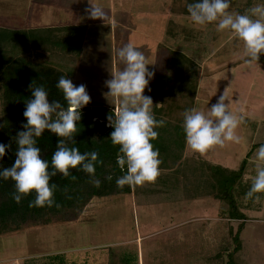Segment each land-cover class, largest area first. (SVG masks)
Segmentation results:
<instances>
[{
    "label": "rangeland",
    "instance_id": "obj_1",
    "mask_svg": "<svg viewBox=\"0 0 264 264\" xmlns=\"http://www.w3.org/2000/svg\"><path fill=\"white\" fill-rule=\"evenodd\" d=\"M92 2L105 10V19L88 17L85 12L91 7L88 0H0V27L88 26L74 81L77 86H86L92 102L107 106H113L116 99L105 96L109 91L105 82L123 68L117 50L132 43L144 52L147 67L154 73L143 93L152 98V111L157 110L156 101L163 103L157 91L152 95L154 82L164 70L168 45L175 41L170 38L166 40L169 44L162 41L169 19L177 22L181 32L183 27L191 29L194 36L204 32L205 46L211 37L214 41L210 44L211 54L202 62L203 71L205 74L208 71L209 76L200 81L198 110L207 111L225 92L230 109L237 112L243 108L244 120L249 118L250 124H241L236 130L240 143L226 142L223 147H213L202 155L216 163L230 162L235 168L248 152L253 160L259 147L256 143L264 142V65L245 62L234 66L245 60L242 42L228 31L218 32L214 24L195 25L190 16L179 13L182 2L173 6L172 0ZM261 3L264 0H232L229 10L246 14ZM1 103L0 99V113ZM118 104L119 101L114 110ZM157 112L167 115L166 109ZM254 121L261 127L256 134L252 130ZM167 132L172 135L175 128ZM223 157L227 159L222 162ZM170 163V168H174L175 163ZM163 170L148 189L159 191L160 188L157 194L96 198L77 217L65 216L47 226L29 222L20 231L1 235L0 264H61L63 260L57 255L70 264H228V255L235 247L234 235L241 223L245 224L240 234L241 264H264V200L253 204L239 200L247 219L232 220L227 201L211 197L194 200L205 196L202 191L206 186L195 172L192 177L187 169L186 181L177 187L170 177L162 176L166 174V169ZM161 178H169L167 184Z\"/></svg>",
    "mask_w": 264,
    "mask_h": 264
},
{
    "label": "trees",
    "instance_id": "obj_2",
    "mask_svg": "<svg viewBox=\"0 0 264 264\" xmlns=\"http://www.w3.org/2000/svg\"><path fill=\"white\" fill-rule=\"evenodd\" d=\"M177 2H182L179 4L181 5L179 13L189 16L187 4L194 0H172V6L178 4ZM180 28L177 22L169 21L167 34L171 40H176V47L171 49L161 85L163 91L161 110L166 109L168 121L165 122L174 124L177 120L174 124L177 126L174 133L178 138H175L177 141L173 146L179 148L180 152L173 159H167L162 155L159 169H171L170 161L173 162L172 164L175 163V166L179 162L177 173L185 176L190 161L186 160L187 163L185 160L182 161V153L186 146L182 128L183 113L185 109L195 106L201 63L211 54L210 44H213L214 39L211 37L210 43L205 46L202 40L204 32L199 31L198 36H194L193 33L191 34V29L183 27L181 32ZM86 31V26L72 25L34 29L0 27V99L2 101L0 143L10 145V148H6L3 161H0V167H10L15 160L16 137L18 132L25 130L22 128V124L26 123L23 112L27 101L32 98L29 87L31 84L43 85L49 93L50 102L58 100L62 104L65 103L63 94L55 85L61 75L72 81L82 54ZM186 48L188 52H185ZM258 62L264 64V55H261ZM113 113L112 109L89 103L81 110V120L73 137L75 141L66 139L69 147H76L81 153L93 150L98 152L95 178L101 181L100 186L96 187L89 175L79 170V167L70 169L69 176L64 177L57 173L50 179V184L57 185L54 193L55 202L52 206L30 207L29 203L34 200L35 193L28 195L18 204L12 199V193L15 191L14 182L11 179H0V236L20 231L29 222L37 226H47L65 216L77 217L96 198L131 195L135 191L133 186L126 185L119 188L116 185V179L124 173L116 163L119 146H114L109 138L114 129L107 126L106 118ZM161 131L163 136L150 141L155 149L156 146L158 148L169 146L161 143L163 140L166 141L168 132L165 129H160L158 132ZM58 139L59 137L47 130L37 138L36 146L40 148L41 158L49 163L56 150ZM261 144L264 142L258 146ZM250 154V152L247 154L236 170L214 164L199 156L192 160L202 167L203 182L206 185L202 191L203 195L215 200L227 201L230 204L229 218L232 220L247 219L238 201L245 200V193L251 185V182L245 181L244 178L248 165L247 158ZM109 176L112 177L111 180L107 179ZM173 186L180 187L179 183H174ZM247 201L253 204L256 200ZM244 225L241 223L234 235L235 247L228 255V264L242 263L238 256L243 249L240 234ZM57 256L63 260L61 264H70L64 261L63 256Z\"/></svg>",
    "mask_w": 264,
    "mask_h": 264
},
{
    "label": "clouds",
    "instance_id": "obj_3",
    "mask_svg": "<svg viewBox=\"0 0 264 264\" xmlns=\"http://www.w3.org/2000/svg\"><path fill=\"white\" fill-rule=\"evenodd\" d=\"M88 2L91 7L85 12L89 18H106L101 6L92 0ZM231 5L232 0H194L187 4V13L197 26L214 24L218 32L228 31L242 42L245 62L257 63L264 55V3L251 7L246 14L230 11ZM116 55L123 68L112 73V78L105 82L109 89L105 96L118 99L119 107L106 119L107 126L114 129L109 138L114 146H119L116 163L124 174L116 179V185L123 188L153 182L158 177L160 154L150 141L158 137L155 129L163 127L165 122L155 119L152 98L143 94L154 76L147 67L144 52L127 43ZM29 87L32 98L23 112L26 123L22 128L25 130L18 132L16 137L15 160L10 167H0V179L14 182L12 199L19 204L35 193L30 207L52 206L57 185L50 184L51 177L57 173L67 177L70 169L78 167L99 187L101 181L95 178L98 152L81 153L66 143V139L75 141L73 137L81 120V110L90 103L86 86L74 85L61 75L55 87L63 94L64 104L58 100L50 102L43 85L33 83ZM243 112V108L237 112L230 109L225 92L207 111L195 107L185 109L182 128L187 147L194 153L204 154L213 147H223L226 142L240 143L236 130L244 122ZM46 130L59 137L50 163L41 158L40 148L36 146L37 138ZM6 148L10 145L0 143V161L4 159ZM253 160L255 175L245 193L246 200H259L258 194H264V144L255 151Z\"/></svg>",
    "mask_w": 264,
    "mask_h": 264
},
{
    "label": "crops",
    "instance_id": "obj_4",
    "mask_svg": "<svg viewBox=\"0 0 264 264\" xmlns=\"http://www.w3.org/2000/svg\"><path fill=\"white\" fill-rule=\"evenodd\" d=\"M169 20H171V19H169ZM168 21V20H167ZM66 26V25H65ZM69 26V25H68ZM71 26V25H70ZM73 26H76V25H73ZM83 26H86V25H83ZM52 27H57V26H52ZM52 27H48V28H52ZM59 27V26H58ZM87 27V31H86V36H85V40H86V37H87V32H88V26H86ZM167 25H166V27H165V32H164V34H163V36H162V41H164V42H166L167 44H169L168 43V41H166L168 38H169V36H168V34H167ZM173 41V40H172ZM84 44H85V41H84ZM84 44H83V49H84ZM176 40L175 41H173L172 42V44L170 43L168 46V48H167V50H166V53H168L167 55H168V58H167V61H166V64H167V62H168V59H169V57H170V52H171V49H173V48H175L176 46ZM163 46V45H162ZM164 47V46H163ZM161 48V44H159L158 45V49H160ZM187 51V50H186ZM82 53H83V50H82ZM81 57H82V54H81ZM81 57H80V60H81ZM208 58V57H207ZM206 58V59H207ZM205 59V60H206ZM205 60H203V61H205ZM202 61V62H203ZM80 62V61H79ZM241 63H245V61L243 60V61H240V62H237L236 64H234V66L235 65H237V64H241ZM257 63H259V62H257ZM166 64H165V66H166ZM259 64H262V63H259ZM233 65V64H232ZM264 65V64H263ZM77 69H78V66H77ZM77 69H76V72H75V74L73 75V78H72V82H73V84L75 85V81H74V78H75V76H76V73H77ZM201 70H202V73L200 74V79H199V86H198V92H197V96H196V101H195V108H197L198 109V97H199V100H201L200 98V96H199V88H200V81H201V78L205 81L207 78H208V76H209V72L208 71H206V74L204 73L205 71H203V65H202V63H201V68H200ZM164 70H165V67H164ZM164 70H163V72H162V74L160 75V78L157 80L156 79V82H154V84H155V87L153 88L154 89V91H153V93H152V95H154L155 94V92L157 91V93H158V96H160V97H162V99H163V91L161 90V85H162V79H163V75H164ZM153 100H154V98H153ZM90 102L91 103H93V104H95V105H102V106H104V107H106L107 109H112L113 111H114V107H115V104H117V102H118V99H116V103L113 105V106H107L106 104H104V103H102V102H97V101H93L92 102V100H90ZM155 102V101H154ZM157 102V104H159V105H157V104H155L154 106H157V110L159 109V110H161V108L163 107L162 105H163V103H161L160 101H156ZM206 104V103H205ZM117 107H119V104L118 105H116ZM204 108H205V105H202ZM203 109V108H202ZM157 110H154V111H152L153 112V115H154V117H155V119H157V120H163L164 122L165 121H168L166 118V116L167 115H160L158 112H157ZM173 116V115H172ZM177 121V120H176ZM175 121V123H177ZM174 123V124H175ZM174 124H171V123H168V122H165V125L163 126V127H161V128H158V129H155L156 131H159L160 129H168V128H177V126L176 125H174ZM249 125L250 124V120H249V118H246L245 120H244V122L242 123V125ZM165 127V128H164ZM252 130L254 131V133L253 134H256V132H257V130H258V128H259V124H258V122H256V121H254V124L252 125ZM261 128V127H260ZM259 128V129H260ZM241 129H242V127H241ZM167 131V130H166ZM159 133V135H158V137L157 138H159L160 136H163V134H162V131L161 132H158ZM166 133V132H165ZM174 133V132H173ZM172 133V135H170L169 133H168V137H166V141H164L163 140V142H161V143H164V145L165 144H168L169 146H167L166 148L165 147H162L161 148V151H162V155H165V158H170V159H173V158H176V156H178V154H179V152H180V150H179V148H177V147H174L173 145H175V143H176V141L177 140H175V138H178L177 136H176V133H174L173 134ZM240 134H242V132L240 133ZM166 136H167V134H166ZM253 138H254V135H253ZM254 141H255V138H254ZM261 142H259V143H256L257 145L258 144H260ZM172 146L174 147V149L172 148ZM169 147H170V149H169ZM161 151L159 150V154H161ZM249 153V152H248ZM252 154V153H251ZM201 157V158H203L204 160H207L202 154H199V153H194V152H192V151H189V149H188V147H187V145L185 146V148H184V151H183V153H182V161L183 160H187V161H190L189 162V164L187 165V168L190 170V174H192V177L194 176V172L196 173V175H198L200 178H201V181L203 182V179H202V177H203V174H202V170H201V165L199 164V163H194V161H192V160H194V158H197V157ZM246 157H247V155H246ZM245 157V158H246ZM162 159V156L160 157L159 156V159ZM244 158V159H245ZM227 159V157H223L222 159H221V161L223 160H226ZM243 159V160H244ZM248 159V165H247V169H246V174H245V176H244V178H245V181H249V182H251V178L255 175V164H254V160H252L251 159V155L249 156V158H247ZM207 161H210V160H207ZM222 161V162H223ZM230 161V160H229ZM233 161V160H232ZM231 161V162H232ZM210 162H212V163H214V164H217V165H221V166H223V167H227V168H230V169H238L239 167H240V165L238 166V168H235V167H233V165L230 163V162H228V164H225V163H219V162H214V161H210ZM242 163V162H241ZM238 164V160H237V162H236V165ZM179 165H180V163L178 162L177 163V165L174 167V168H171V169H168V170H166V174H164V175H162V176H168V177H170L171 179H170V181H171V183L172 184H174V183H179V185H182V183L184 184V181H186V178H185V176H182L181 174H178L177 172V169H178V167H179ZM162 171H164L163 169H161L160 168V172H159V176L161 175V173H162ZM171 174H170V173ZM198 176H197V178H198ZM157 178H160V177H157ZM162 180H164V182H165V184H167V182H168V180H169V178H161ZM192 179L193 178H190V180L189 181H192ZM159 183V182H158ZM162 182L160 181V184H161ZM191 184V183H190ZM154 185V181L153 182H149V183H145V184H143V185H140V186H133V188L135 189V191L131 194V195H134V196H138V194L139 195H149V194H157V193H155V192H157L158 190H156V191H152V189L151 190H148L149 188H150V186H153ZM161 187V186H160ZM162 190V189H161ZM193 191H196L194 188L192 189ZM159 191H160V188H159ZM158 191V192H159ZM261 197H260V201L262 202V200H264V194H262V195H260ZM206 197H208V196H202V197H194V200H196V199H204V198H206ZM209 198V197H208ZM191 200H193L192 198H191ZM255 202H257V200L255 201ZM254 202V203H255ZM140 239V238H139Z\"/></svg>",
    "mask_w": 264,
    "mask_h": 264
}]
</instances>
